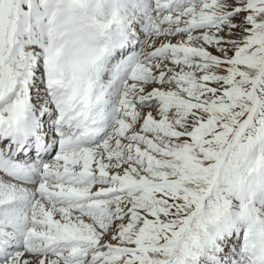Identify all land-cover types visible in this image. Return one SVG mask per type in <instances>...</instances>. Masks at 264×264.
I'll return each instance as SVG.
<instances>
[{"label": "snow or ice", "instance_id": "obj_1", "mask_svg": "<svg viewBox=\"0 0 264 264\" xmlns=\"http://www.w3.org/2000/svg\"><path fill=\"white\" fill-rule=\"evenodd\" d=\"M0 264H264V0H0Z\"/></svg>", "mask_w": 264, "mask_h": 264}]
</instances>
